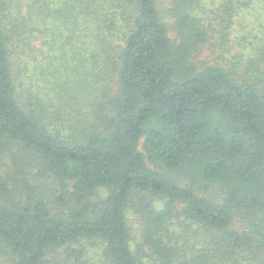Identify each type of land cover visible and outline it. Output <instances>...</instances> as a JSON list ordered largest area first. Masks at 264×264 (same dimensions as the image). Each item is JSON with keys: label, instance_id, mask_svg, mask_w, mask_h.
Returning a JSON list of instances; mask_svg holds the SVG:
<instances>
[{"label": "trees", "instance_id": "16d2710c", "mask_svg": "<svg viewBox=\"0 0 264 264\" xmlns=\"http://www.w3.org/2000/svg\"><path fill=\"white\" fill-rule=\"evenodd\" d=\"M252 1L0 0V264H264Z\"/></svg>", "mask_w": 264, "mask_h": 264}, {"label": "rangeland", "instance_id": "374dc122", "mask_svg": "<svg viewBox=\"0 0 264 264\" xmlns=\"http://www.w3.org/2000/svg\"><path fill=\"white\" fill-rule=\"evenodd\" d=\"M223 0H203V2H205V7H206V11L208 12V16L210 18H216L217 21L212 22L216 27H215V31L217 32L216 34H214V36L216 38H219L220 33H221V27L219 25V18L221 17V15L219 14H215L216 10L219 8V6L221 5V2ZM262 0H253L252 4L250 5V8H245L246 10L243 11V9L240 10V14L237 15V17H233V21L231 20L230 24V28H229V47H228V54L227 55H233L236 54L238 55L239 53H242V51H244L245 55H254V49L253 47L247 48L243 45L242 43V31L246 28V33H248V27L250 26V28H252L251 33L253 34V32L256 31V33H258V37L256 39L255 44H258L257 46H259L261 44L260 39L262 38V10L258 11L256 9V5L257 6H261ZM255 4V6L253 5ZM250 11H252V15L255 17H258V20L261 21H256V18H254L253 21H249L247 19L248 14L250 13ZM261 25V26H260ZM249 34V35H250ZM255 35V34H254ZM254 35L248 36L250 38L251 41H254ZM262 45V44H261ZM30 76V75H29ZM187 181V180H186ZM207 195L208 193H212L214 195L217 196V198L220 199V195L221 192H217V191H211V190H207V192H205ZM40 194V192L38 193ZM46 195V194H44Z\"/></svg>", "mask_w": 264, "mask_h": 264}]
</instances>
